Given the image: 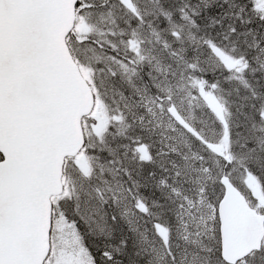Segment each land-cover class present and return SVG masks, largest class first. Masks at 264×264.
Returning <instances> with one entry per match:
<instances>
[{"label":"snow or ice","instance_id":"6c2138e0","mask_svg":"<svg viewBox=\"0 0 264 264\" xmlns=\"http://www.w3.org/2000/svg\"><path fill=\"white\" fill-rule=\"evenodd\" d=\"M0 264H264V0H0Z\"/></svg>","mask_w":264,"mask_h":264}]
</instances>
